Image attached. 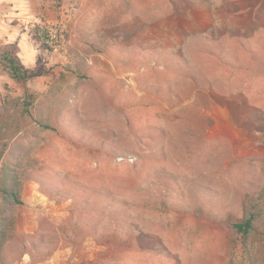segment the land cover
Segmentation results:
<instances>
[{
    "label": "rangeland",
    "instance_id": "rangeland-1",
    "mask_svg": "<svg viewBox=\"0 0 264 264\" xmlns=\"http://www.w3.org/2000/svg\"><path fill=\"white\" fill-rule=\"evenodd\" d=\"M25 2L0 51L26 33L40 75L0 73V264H264V0Z\"/></svg>",
    "mask_w": 264,
    "mask_h": 264
},
{
    "label": "trees",
    "instance_id": "trees-1",
    "mask_svg": "<svg viewBox=\"0 0 264 264\" xmlns=\"http://www.w3.org/2000/svg\"><path fill=\"white\" fill-rule=\"evenodd\" d=\"M0 73L7 75L13 82L25 85L29 80L40 75L35 68H27L21 61L13 46L7 45L0 51ZM2 152V151H1ZM0 152V156H1ZM5 206L0 208V246L7 224L13 215V208L19 204L18 191L15 184L3 188ZM257 216L250 214L242 222L233 225L241 234L247 235L255 230Z\"/></svg>",
    "mask_w": 264,
    "mask_h": 264
},
{
    "label": "crops",
    "instance_id": "crops-1",
    "mask_svg": "<svg viewBox=\"0 0 264 264\" xmlns=\"http://www.w3.org/2000/svg\"><path fill=\"white\" fill-rule=\"evenodd\" d=\"M7 3L8 7L11 8L12 13H8L7 15L0 13V37L3 35V30L10 25H4L5 18L4 17H18L23 19L20 15L25 10L26 2L25 0H0V8ZM12 27V26H11ZM7 37V39H3L4 45L15 44L17 47V53L21 58L22 63L27 68H34L36 66V47L32 41H30L26 33H12Z\"/></svg>",
    "mask_w": 264,
    "mask_h": 264
}]
</instances>
